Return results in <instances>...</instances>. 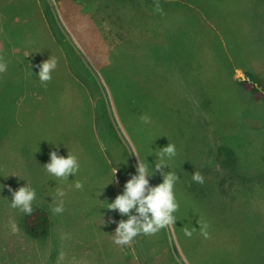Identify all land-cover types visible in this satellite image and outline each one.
Segmentation results:
<instances>
[{"label":"rangeland","instance_id":"rangeland-1","mask_svg":"<svg viewBox=\"0 0 264 264\" xmlns=\"http://www.w3.org/2000/svg\"><path fill=\"white\" fill-rule=\"evenodd\" d=\"M155 2L163 13L154 0H0V264H264V86L241 84L264 79V0ZM51 56L45 85L37 66ZM169 143L175 226L115 245L127 216L107 203L138 174L133 151L157 186ZM53 151L79 171L48 174ZM27 185L51 219L42 240L11 207L9 189Z\"/></svg>","mask_w":264,"mask_h":264},{"label":"clouds","instance_id":"clouds-1","mask_svg":"<svg viewBox=\"0 0 264 264\" xmlns=\"http://www.w3.org/2000/svg\"><path fill=\"white\" fill-rule=\"evenodd\" d=\"M155 10L158 13H163L162 7L154 0ZM39 68L38 79L42 84H47L52 79V72L57 67V60L51 56V58L41 65ZM7 70V64L0 57V73ZM143 123H151L150 117L146 114L140 116ZM133 155L138 158V164L136 171L138 174L132 175L131 178L124 185V191L122 194L116 196L114 202L107 203L108 209L112 211H118L121 216H127V220H120L118 226L113 235V243L117 246L130 245L138 235H155L160 230L175 226L176 217L175 212L179 209V204L175 197L174 186L179 177L174 172H163L165 167H169L164 163L165 157L172 159L176 156V147L174 144L169 143L168 146L159 149L155 152L158 159L155 162V170L161 172L163 176V182L157 186H151L149 177V169L145 163H143L138 154L133 151ZM46 172L57 179L68 180L70 175H75L79 171V163L77 156L69 152L67 158L59 156L56 151L50 153V162L44 165ZM118 171H114L116 176ZM194 182L203 184V175L195 171L192 175ZM74 187L77 190L83 189V184L80 181H74ZM12 200L11 207L19 209L21 212L30 215L32 213V202L36 198L35 190L26 187H20L18 190H11ZM65 192L62 189H56L57 197H64ZM54 214H62L64 209L62 202L60 205L52 208ZM133 212L135 214H133ZM50 217V216H49ZM51 221V219H50ZM116 223V221H112ZM200 225L201 234L205 237L208 236L206 231L207 225ZM195 228L189 229L183 228L186 237L191 238Z\"/></svg>","mask_w":264,"mask_h":264},{"label":"trees","instance_id":"trees-1","mask_svg":"<svg viewBox=\"0 0 264 264\" xmlns=\"http://www.w3.org/2000/svg\"><path fill=\"white\" fill-rule=\"evenodd\" d=\"M248 74L246 73L251 79H248L249 81L245 80L244 82H241V84L247 86L246 88L251 89L252 95L257 94L258 96H262L259 85L264 86V79L253 74L251 75L250 72ZM29 216L32 223L26 224L28 233L34 239L42 240L44 236L48 235L50 230L51 221L49 215L42 209H32V213Z\"/></svg>","mask_w":264,"mask_h":264},{"label":"crops","instance_id":"crops-1","mask_svg":"<svg viewBox=\"0 0 264 264\" xmlns=\"http://www.w3.org/2000/svg\"><path fill=\"white\" fill-rule=\"evenodd\" d=\"M117 175L115 176V182L117 181ZM225 198H226V194L225 193H223L222 194V197L220 196V197H218V199L220 200V202H223V205H224V201H225Z\"/></svg>","mask_w":264,"mask_h":264},{"label":"bare ground","instance_id":"bare-ground-1","mask_svg":"<svg viewBox=\"0 0 264 264\" xmlns=\"http://www.w3.org/2000/svg\"><path fill=\"white\" fill-rule=\"evenodd\" d=\"M206 238V237H205ZM198 239V238H197Z\"/></svg>","mask_w":264,"mask_h":264}]
</instances>
